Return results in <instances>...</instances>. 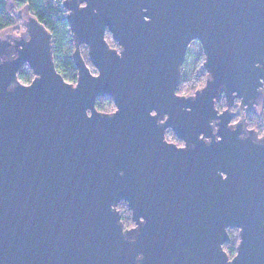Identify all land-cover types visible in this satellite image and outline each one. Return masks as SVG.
I'll list each match as a JSON object with an SVG mask.
<instances>
[{"label":"water","instance_id":"obj_1","mask_svg":"<svg viewBox=\"0 0 264 264\" xmlns=\"http://www.w3.org/2000/svg\"><path fill=\"white\" fill-rule=\"evenodd\" d=\"M62 5L75 84L56 71L51 34L33 16L17 56H0V264H264V137L243 115L231 121L235 100L250 112L263 99L264 0ZM193 41L206 82L183 96ZM22 64L29 84L16 76ZM99 97L115 110L98 112Z\"/></svg>","mask_w":264,"mask_h":264},{"label":"trees","instance_id":"obj_2","mask_svg":"<svg viewBox=\"0 0 264 264\" xmlns=\"http://www.w3.org/2000/svg\"><path fill=\"white\" fill-rule=\"evenodd\" d=\"M63 0H0V32L13 28H20L24 25V15L20 10L25 9L27 16H33L37 22L51 34V53L53 64L56 71L62 76L65 82L75 84L77 74L72 60L74 54L73 35L69 29L68 20H66L67 10L64 9ZM105 40L112 48H118L117 43L112 39L111 34L107 31L104 36ZM185 55V60L181 67V75L176 91L179 95L187 96L195 93L197 89L204 86L206 82V71L203 68L204 55L202 48L197 41H193ZM191 50H193L191 52ZM80 52L84 63L93 72V66L89 61L87 47L80 46ZM191 53L189 60L188 54ZM19 83L27 84L33 79L32 71L28 67L22 68L17 73ZM260 106L250 112L243 111L239 108V102L234 101L231 110L233 112L232 122H237L241 115L246 120L247 129L256 130L259 137H264V91ZM96 110L103 113H110L115 110V105L111 97H99L95 100ZM225 108L223 97L216 105L218 111ZM165 139L175 145H181V141L170 129L165 130ZM120 212V219L124 228H130L134 225L131 220V211L126 202H120L116 206ZM228 240L223 244L229 259H232L236 253V246L239 242L238 230H228Z\"/></svg>","mask_w":264,"mask_h":264},{"label":"flooded vegetation","instance_id":"obj_3","mask_svg":"<svg viewBox=\"0 0 264 264\" xmlns=\"http://www.w3.org/2000/svg\"><path fill=\"white\" fill-rule=\"evenodd\" d=\"M23 22H24V25L20 26V28H13L10 30H5V31L0 32V56H4V57L10 58V59L15 58L17 56L16 53H17L18 49L21 48L20 42L27 39V36L24 33L26 22L25 21H23ZM24 67L25 68L28 67L30 69L29 65L22 64V67L18 70V72ZM27 84H29V83H27ZM258 107H254L253 110H255ZM182 145L183 144L181 142V145H178V146H182Z\"/></svg>","mask_w":264,"mask_h":264},{"label":"rangeland","instance_id":"obj_4","mask_svg":"<svg viewBox=\"0 0 264 264\" xmlns=\"http://www.w3.org/2000/svg\"><path fill=\"white\" fill-rule=\"evenodd\" d=\"M20 13H21V15H24V17H25V19L28 17L26 14H27V11L23 8V9H21L20 10ZM193 50H191V52H192ZM191 57V53H189L188 54V57L187 58H189V60L191 59L190 58Z\"/></svg>","mask_w":264,"mask_h":264}]
</instances>
